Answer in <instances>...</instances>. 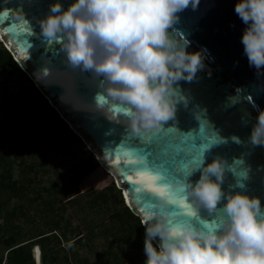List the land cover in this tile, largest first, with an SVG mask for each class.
<instances>
[{
	"label": "clouds",
	"instance_id": "obj_1",
	"mask_svg": "<svg viewBox=\"0 0 264 264\" xmlns=\"http://www.w3.org/2000/svg\"><path fill=\"white\" fill-rule=\"evenodd\" d=\"M199 4L70 0L64 7L61 0H51L37 23L39 35L57 46L68 67L89 74L97 96L125 106L128 132L140 135L172 120L180 82L194 81L207 69V50H189V40L174 28L185 9ZM233 10L244 25L243 55L259 72L264 69V0H235ZM247 140L264 147V107H255ZM228 170L217 154L179 181L194 214L183 219L174 214L170 193L146 182L156 198L140 221L144 264H264V205L240 181L223 187ZM201 209L211 214L210 221L194 222Z\"/></svg>",
	"mask_w": 264,
	"mask_h": 264
},
{
	"label": "water",
	"instance_id": "obj_2",
	"mask_svg": "<svg viewBox=\"0 0 264 264\" xmlns=\"http://www.w3.org/2000/svg\"><path fill=\"white\" fill-rule=\"evenodd\" d=\"M50 2L0 0V40L43 98L112 176L128 208L140 220L150 211L156 194L137 175L144 171L143 166L124 167L134 158L125 153L134 148L148 147L152 159L168 165V174L152 187H170L177 192L178 201L185 198V193L178 191L179 181L187 176L184 166L188 165L190 172L203 159L219 154L229 166L222 186L240 181L244 190L260 196L264 205V147L247 140L255 107H264V69L257 72L250 68L243 55L240 36L244 25L233 10L235 0H200L196 10L189 7L180 14L174 28L189 40V50H207V69L194 81L180 82L181 94L172 120L159 130L140 135L128 132L124 105L97 96L89 74L68 67L57 46L39 35L37 19L48 11ZM61 3L67 7L70 0ZM207 142L211 147L205 148L198 165H190ZM147 172L164 175L153 168ZM172 208L180 219L187 218L186 212L191 210L179 203ZM200 218L210 221L212 216L201 209L193 220Z\"/></svg>",
	"mask_w": 264,
	"mask_h": 264
},
{
	"label": "rangeland",
	"instance_id": "obj_3",
	"mask_svg": "<svg viewBox=\"0 0 264 264\" xmlns=\"http://www.w3.org/2000/svg\"><path fill=\"white\" fill-rule=\"evenodd\" d=\"M55 113L19 69L0 70V137L2 150L9 151L0 165L9 186L0 184V264H7L3 240L8 235L18 243L45 232L52 233L44 243L49 242L55 264H97L98 258L106 264L145 261L143 249L133 254L118 233L101 225L126 202L112 176ZM13 182L15 190L10 189ZM105 187H111L105 197L109 212L90 208L83 193ZM33 245H26L30 264H40V249L32 259Z\"/></svg>",
	"mask_w": 264,
	"mask_h": 264
},
{
	"label": "trees",
	"instance_id": "obj_4",
	"mask_svg": "<svg viewBox=\"0 0 264 264\" xmlns=\"http://www.w3.org/2000/svg\"><path fill=\"white\" fill-rule=\"evenodd\" d=\"M5 67H9L10 69H19L27 77L28 81L31 82L28 76L19 68V66L16 64V62L11 57L10 53L0 42V70H2ZM31 84L33 85L32 82ZM48 105L50 104L48 103ZM54 115H58V113L56 112ZM50 119L52 123L55 122L54 121L55 116L51 115ZM59 121L60 122L62 121L65 124V127H67V129L69 130V132L74 134L73 131L69 128L67 123H65L61 118ZM75 136L78 137L77 135ZM4 144H5L4 138L0 137V165L2 161H5L9 158V153H8L9 151L7 149L2 150L4 147ZM0 179L2 180L0 181L1 186L5 188L9 187L8 184L6 185L3 182L4 173H0ZM12 184L13 186L12 187L10 186V189L15 190L14 182ZM110 189L111 187H105L99 190H89L83 193V197L88 198V205L90 208L102 209L107 212L108 211V201L106 200L105 197L108 193V190ZM105 217L106 218L102 221L101 225L105 227L108 226L111 229H113L114 233H118L119 236L122 237L123 242L132 249L133 254L139 255L141 250L143 249V237H144V227L140 224V221H141L140 218L137 215H135L130 210V208H128L127 205L119 206L117 210L110 212V214ZM50 235H52V233H49V232L39 233V234H36V236L30 237L29 238L31 239L30 242H26L28 240H25V241H20L18 243H15L14 235L12 234L8 235L3 240V243L6 246H8L7 255H6L7 264H30L31 258L29 256L26 245H28V243L30 244L31 242L35 243V245H33L32 247L33 259H36L39 257L38 252L40 249V262L39 263L40 264H55L54 257L52 256V253H51L52 249L49 247V242L44 243V241L49 240ZM81 237L82 235L73 241L81 240ZM13 243L19 244V245L15 246L14 244L12 246ZM111 255L114 258L117 257L116 254L115 255L111 254ZM133 260H134L133 264H144V261H140L137 258L135 259L133 258ZM97 261H98L97 264H106V263H103L102 258H98Z\"/></svg>",
	"mask_w": 264,
	"mask_h": 264
},
{
	"label": "snow or ice",
	"instance_id": "obj_5",
	"mask_svg": "<svg viewBox=\"0 0 264 264\" xmlns=\"http://www.w3.org/2000/svg\"><path fill=\"white\" fill-rule=\"evenodd\" d=\"M253 107H255V105L253 104ZM122 111L124 112V109H122ZM247 115V113H245V116ZM241 121L242 122H246L244 120V116H241ZM239 143V141H237ZM211 147V142H207L204 145H201L200 149H199V153L197 156L192 157V159L189 161L190 165H198L199 160L202 158V155L204 153L205 148ZM125 155L130 156V157H134L133 159H130L128 161L125 162L124 167L126 170L128 169H132L135 168L137 165L139 166H143L144 171L143 172H137V175L140 176L141 181L143 182H147L150 181L151 182V186L155 184V182L159 179H163L165 178V176L168 174L169 172V167L167 164L158 161V160H154L151 158V152L149 150L148 147H145L143 149H131L130 151L126 152ZM148 168H153L156 170L157 173H163L164 175H157V174H152V173H148L147 169ZM184 173L185 175H188L189 173V166L185 165L184 168ZM153 189H164L167 190L170 193L171 199H172V203L173 204H177L179 203V206L181 208L184 209H190L187 205V203L185 202V198L181 197L179 199V201L177 200V192L174 191L173 189H171L170 187L167 186H161V187H152ZM137 192H139V188L136 189ZM179 192H182V187L179 188L178 190ZM152 193L155 194V191H151ZM127 196V193L125 194ZM175 214V213H174ZM187 215H194L191 210L186 212Z\"/></svg>",
	"mask_w": 264,
	"mask_h": 264
},
{
	"label": "bare ground",
	"instance_id": "obj_6",
	"mask_svg": "<svg viewBox=\"0 0 264 264\" xmlns=\"http://www.w3.org/2000/svg\"><path fill=\"white\" fill-rule=\"evenodd\" d=\"M32 259H33V256H32ZM34 263V262H33Z\"/></svg>",
	"mask_w": 264,
	"mask_h": 264
},
{
	"label": "built area",
	"instance_id": "obj_7",
	"mask_svg": "<svg viewBox=\"0 0 264 264\" xmlns=\"http://www.w3.org/2000/svg\"><path fill=\"white\" fill-rule=\"evenodd\" d=\"M0 42H1V40H0ZM2 43V42H1Z\"/></svg>",
	"mask_w": 264,
	"mask_h": 264
}]
</instances>
